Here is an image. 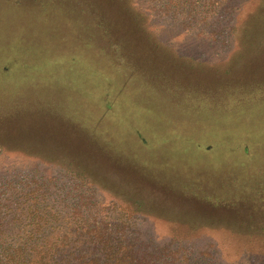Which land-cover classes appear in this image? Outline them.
Wrapping results in <instances>:
<instances>
[{
  "label": "rangeland",
  "instance_id": "rangeland-1",
  "mask_svg": "<svg viewBox=\"0 0 264 264\" xmlns=\"http://www.w3.org/2000/svg\"><path fill=\"white\" fill-rule=\"evenodd\" d=\"M175 1L0 0V189L125 210L143 264H264V0Z\"/></svg>",
  "mask_w": 264,
  "mask_h": 264
},
{
  "label": "trees",
  "instance_id": "trees-1",
  "mask_svg": "<svg viewBox=\"0 0 264 264\" xmlns=\"http://www.w3.org/2000/svg\"><path fill=\"white\" fill-rule=\"evenodd\" d=\"M78 167L76 175H90ZM80 181L83 190L95 191L92 182ZM28 182L0 189V264H143L126 228L128 212L114 214L84 197H51V184Z\"/></svg>",
  "mask_w": 264,
  "mask_h": 264
}]
</instances>
